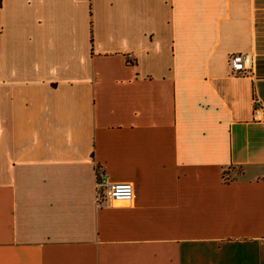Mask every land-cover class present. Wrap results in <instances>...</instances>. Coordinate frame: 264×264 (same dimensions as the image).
I'll return each instance as SVG.
<instances>
[{
    "label": "crops",
    "instance_id": "obj_1",
    "mask_svg": "<svg viewBox=\"0 0 264 264\" xmlns=\"http://www.w3.org/2000/svg\"><path fill=\"white\" fill-rule=\"evenodd\" d=\"M255 100L264 0H0V264H264Z\"/></svg>",
    "mask_w": 264,
    "mask_h": 264
},
{
    "label": "built area",
    "instance_id": "obj_2",
    "mask_svg": "<svg viewBox=\"0 0 264 264\" xmlns=\"http://www.w3.org/2000/svg\"><path fill=\"white\" fill-rule=\"evenodd\" d=\"M251 61L246 55L232 54L228 57V68L232 77L244 73ZM252 121L256 123L264 122V110L259 102L256 100L253 103ZM105 182L100 180L98 185H104ZM101 199L103 201H101ZM134 199L133 186L129 183L110 184L104 190L103 196L96 197L98 205L101 203H116V204H129Z\"/></svg>",
    "mask_w": 264,
    "mask_h": 264
},
{
    "label": "trees",
    "instance_id": "obj_3",
    "mask_svg": "<svg viewBox=\"0 0 264 264\" xmlns=\"http://www.w3.org/2000/svg\"><path fill=\"white\" fill-rule=\"evenodd\" d=\"M224 180H225V181H230V180H229V179H227V178H224Z\"/></svg>",
    "mask_w": 264,
    "mask_h": 264
}]
</instances>
